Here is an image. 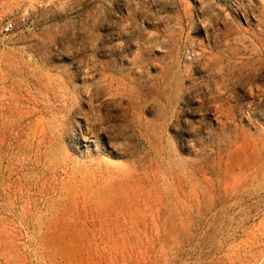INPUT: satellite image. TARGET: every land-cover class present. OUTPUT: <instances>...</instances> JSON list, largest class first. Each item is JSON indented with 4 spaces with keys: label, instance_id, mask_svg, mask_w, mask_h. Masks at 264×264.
<instances>
[{
    "label": "rangeland",
    "instance_id": "1",
    "mask_svg": "<svg viewBox=\"0 0 264 264\" xmlns=\"http://www.w3.org/2000/svg\"><path fill=\"white\" fill-rule=\"evenodd\" d=\"M0 264H264V0H0Z\"/></svg>",
    "mask_w": 264,
    "mask_h": 264
},
{
    "label": "built area",
    "instance_id": "2",
    "mask_svg": "<svg viewBox=\"0 0 264 264\" xmlns=\"http://www.w3.org/2000/svg\"><path fill=\"white\" fill-rule=\"evenodd\" d=\"M11 27H12V24L9 23L8 25L5 26L4 29H5V31H9L11 29Z\"/></svg>",
    "mask_w": 264,
    "mask_h": 264
},
{
    "label": "bare ground",
    "instance_id": "3",
    "mask_svg": "<svg viewBox=\"0 0 264 264\" xmlns=\"http://www.w3.org/2000/svg\"><path fill=\"white\" fill-rule=\"evenodd\" d=\"M219 60H220V58H219ZM218 62V61H217ZM220 63V62H219ZM255 80V79H254ZM253 82V81H252ZM252 84V83H251ZM83 140V139H82Z\"/></svg>",
    "mask_w": 264,
    "mask_h": 264
}]
</instances>
